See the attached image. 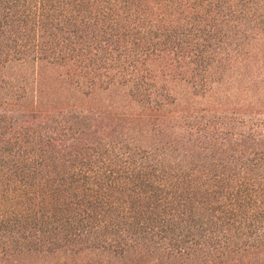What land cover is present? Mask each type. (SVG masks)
I'll return each mask as SVG.
<instances>
[{"label":"trees","instance_id":"16d2710c","mask_svg":"<svg viewBox=\"0 0 264 264\" xmlns=\"http://www.w3.org/2000/svg\"><path fill=\"white\" fill-rule=\"evenodd\" d=\"M0 264H264V0H0Z\"/></svg>","mask_w":264,"mask_h":264}]
</instances>
